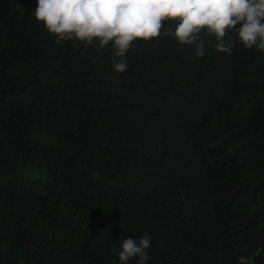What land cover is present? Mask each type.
Here are the masks:
<instances>
[{
    "label": "trees",
    "instance_id": "16d2710c",
    "mask_svg": "<svg viewBox=\"0 0 264 264\" xmlns=\"http://www.w3.org/2000/svg\"><path fill=\"white\" fill-rule=\"evenodd\" d=\"M35 8L0 0V264H120L144 233L147 264H264V53L201 30L203 58L134 41L116 73Z\"/></svg>",
    "mask_w": 264,
    "mask_h": 264
},
{
    "label": "clouds",
    "instance_id": "9594fccd",
    "mask_svg": "<svg viewBox=\"0 0 264 264\" xmlns=\"http://www.w3.org/2000/svg\"><path fill=\"white\" fill-rule=\"evenodd\" d=\"M34 15L57 45L98 43L97 51L111 45L119 58L113 61L116 73L127 70L126 54L134 41L151 43L154 38L172 37L179 45L193 46L196 57L203 58L201 30L215 37L217 52L231 55L238 43L264 53V0H36ZM230 31L237 34L236 41L226 39ZM151 240L148 233L138 241L125 238L120 264L133 258L136 264H147Z\"/></svg>",
    "mask_w": 264,
    "mask_h": 264
}]
</instances>
